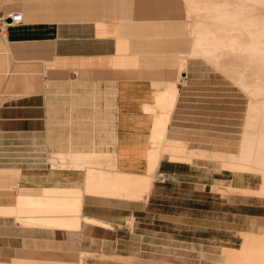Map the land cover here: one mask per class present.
I'll return each instance as SVG.
<instances>
[{"label":"crops","instance_id":"crops-1","mask_svg":"<svg viewBox=\"0 0 264 264\" xmlns=\"http://www.w3.org/2000/svg\"><path fill=\"white\" fill-rule=\"evenodd\" d=\"M170 7L159 8L144 0H0V35L4 42L2 47L4 45L6 48L4 52L0 42V59L7 57L9 60H0V64L5 60L0 70L6 64V70H12L15 65L14 69L22 72L17 73L14 69L0 71V97L3 96L0 98V139L6 136L7 151V157L0 159V169L19 170L18 186L24 188V191L28 190L23 193L24 197L30 200L43 198L41 188H48L55 191L51 197L59 200L57 197L65 190H84L86 177L84 180L82 178L86 176L85 170L53 169L51 166L53 154H56V161L59 162L57 156L65 150L78 153L90 151L88 154L98 151L104 158L107 152H114L119 172L147 176L154 163L153 179L158 173H163L167 178L163 184L153 180L142 201L125 202L127 199L107 196L105 199L99 195L103 197L102 201L96 194L91 196L85 193L82 214L102 221L107 226L83 224L80 231L74 233L37 228L24 230L11 223V219L7 225L0 221V264H83L89 260L86 257L83 262L80 261L82 253H101L107 256V246L175 247L190 244L178 241L181 240L178 236L181 232L192 230L191 219L187 217L193 209L190 201L193 197H200L201 191L207 187L208 161L194 158L172 162L168 158L169 153L157 149L161 147L159 143L162 141L153 138L160 129L159 125H155V118L160 112L156 96L166 89L169 82L176 81L177 68L173 58L184 53L182 47L190 44L186 22L177 19L175 11ZM14 15L20 18L14 20ZM3 20L8 24L5 25ZM168 27L174 29L173 32L167 33ZM168 41L176 42L179 49L171 48ZM163 57L171 60L164 61ZM19 73L24 77L23 80L19 78ZM15 85L18 89H15ZM10 86L12 89H9ZM90 88H94V91ZM5 90L9 93H5ZM95 98L97 102H92L91 99ZM49 101L52 107L48 105ZM64 102H69L67 105L70 108ZM60 104H64L65 108H60ZM54 105H58L55 107L62 109L64 114ZM79 110L81 114L77 112ZM64 119L66 122L63 123ZM102 120L107 121L106 124ZM165 138L176 143L182 141L187 145V151L207 150L206 126L202 127L200 118L193 119L184 104H180L173 114ZM104 158L98 159V165L94 163L95 159L91 160V165L101 168V164L107 161ZM104 165L107 163L102 164L101 171L107 172ZM58 190H61L59 194ZM56 191L58 195L54 196ZM16 194L18 192L14 191L12 195L1 198L0 204L15 206ZM130 220H133V226L128 227ZM139 230H150L152 233L136 234ZM162 231L171 232L168 242H160ZM136 239L138 242H131Z\"/></svg>","mask_w":264,"mask_h":264},{"label":"bare ground","instance_id":"bare-ground-1","mask_svg":"<svg viewBox=\"0 0 264 264\" xmlns=\"http://www.w3.org/2000/svg\"><path fill=\"white\" fill-rule=\"evenodd\" d=\"M144 2L148 3V4L158 5L159 8H165L167 6H171L173 4H176V6L180 7V9L182 11V20H184L186 23L187 22L189 23V30H190V33L192 34L191 43L189 45L186 44L184 46V47L189 48L188 53L183 54V55L181 54L180 56L176 55L173 58V60H174L173 64L177 68V79H176V81L169 82L167 84L166 89L164 91L158 92V94L156 96V103H157V106L160 108V112L158 111L159 114L157 115V117L154 114V116L156 117L155 120H156L157 124L155 121L154 122H155V125H159L160 129L156 133V137L154 136L153 138H156L155 140H157L159 142L162 141L161 143L157 142V143L161 144V145H159L161 147H158L157 149L159 150L161 148L163 150V153L164 152L169 153L170 156L168 158L172 159V160H170L172 162L174 160L190 161L191 159L195 160L194 158H196V159L197 158H199V159L203 158V160L207 159V161H212L215 164H217L219 166V168H221L223 170H227V171H229L235 175L241 176V174H251L253 176H258L260 179V185L256 189L243 188L242 193L253 194V195L255 194L258 197L264 198V0H176V1L175 0H144ZM183 5L185 6V9H183ZM12 22H14V21H12ZM4 23H5V25L8 24L7 21H4ZM172 26H175V25H172ZM173 30L174 29H169V27H168L167 33H170L171 31L173 32ZM0 37H1V35H0ZM0 42H1V47H2V44L4 43V42L2 43V38L0 39ZM168 44L171 48L173 47L175 49H179V47H178L179 45L176 42L171 43L168 41ZM3 47H4V45H3ZM4 48H3V51L5 52L6 48L5 49ZM4 56H6V55H4ZM2 58L4 59L5 57H1V59ZM5 59L8 60L7 57ZM163 60L169 61L171 59H165V57H163ZM4 61L1 62V64L4 63ZM8 62H9V60H8ZM5 63H7V62H5ZM10 64H11V62H10ZM189 64H199V65H202L203 67L207 68L208 70L210 69L214 74L218 75L221 78V80H223L226 84H228L232 90H234L236 97L243 100V102H244L243 107H242L243 125H242L241 132H240V135L238 138L237 151L235 153L222 152V151H217V150H202V151H200L198 149L194 150L191 148H190L191 150L187 151V149H186L187 145L185 146L182 141L178 140V142L176 143V142H173L174 140L173 141L166 140L165 134H166L167 128H168V126L172 120V116L177 111V109H179V105L181 103H183V102L180 103L181 99H180V91L178 88V82H179L180 78L181 79L183 78L182 74H186V73H183V71L186 69V67ZM5 66L3 64L2 67H4V68L0 71L3 72V70L5 68H7L6 64H5ZM13 66L12 67L14 69L15 65H13ZM37 66L39 69V65H37ZM36 67H34V68H36ZM13 69L11 70L10 68H8L9 71H13ZM29 69H32V68H29ZM8 70H6V71L8 72ZM37 70H34V71L37 72ZM15 71L18 73V71H20V70H18V71L15 70ZM39 71L38 72L41 74V70H39ZM27 72H28V70H27ZM20 73H22V72L20 71ZM19 78L22 79L24 77H21V74H20ZM9 80H11V76H10ZM17 82H18V80H17ZM7 83H9V82H7ZM33 83H35V82H33ZM37 83H38V81H37ZM39 83H40V81H39ZM10 84H12V83H10ZM53 84H54V82H53ZM181 84H179V85H181ZM19 85L20 84H18L17 86H19ZM36 85H38V84H36ZM51 85H52V83H51ZM17 86H16V88L15 87L14 88L18 89ZM21 86H23V85H21ZM29 86H30V84H29ZM29 86H27V87L30 89ZM41 86L43 88V85H41ZM49 86H50V82H49ZM63 86H65V85H63ZM60 87H62V86H60ZM83 87H84V85H83ZM21 88H24V87H21ZM37 88H38V86H37ZM63 88H65V87H62V89ZM67 88H69V87H67ZM80 88H81V86H80ZM9 89H12V87L10 86ZM25 89H26V87H25ZM90 89H92V88H90ZM6 90H5V93L8 92ZM60 90H61V88H60ZM31 91H32V89H31ZM28 92H29V90H28ZM94 93H93V95H94ZM62 94H63L62 96H64V93H62ZM15 95H17V94H15ZM83 95L84 94H82L81 96L83 97ZM95 95H97V94H95ZM27 96H28V94H27ZM59 96H61V95L59 94ZM65 96H67V95H65ZM1 97H3V96H1ZM9 97H10V95H9ZM108 98H107V100H108ZM238 98H236V99H238ZM59 99H62V98H59ZM96 99L97 98L91 99V101L94 100V102H95ZM3 100L4 99H2V102H4ZM8 100H9V98H8ZM56 101L58 102V100H56ZM68 101H69V99H68ZM72 101H73V99H72ZM78 102H76V103L78 104ZM98 102H100V101H98ZM49 103H50V101H49ZM49 103H48V105H51V103L50 104ZM59 103L60 102H58V104ZM68 103L69 102H67L65 104H66L67 108H70L69 105H67ZM48 105L46 107H48ZM52 105H51V107H52ZM92 105H93V103H92ZM55 106H58V105H54V107ZM62 106H63V108H65L64 104H62L60 108H62ZM78 106H80V104H78ZM154 106H156V105H154ZM157 106L154 108H157ZM83 107H84V105H83ZM89 108H91V107H89ZM56 109H58V108H56ZM58 110L60 112H62V109L61 110L58 109ZM58 110H56V111H58ZM53 112H55V111H53ZM72 112H73V108H72ZM77 112H80V110ZM81 113L82 112H80V114ZM88 113H90V112L88 111ZM93 113L95 115L98 114L95 112H93ZM93 113L91 115H94ZM104 114H105V112H104ZM56 115H57V113H56ZM51 116H49V117L51 118ZM62 116H64V115H62ZM100 116H101V114H100ZM54 117H57V116L54 115ZM70 118H71V115H70L69 119ZM75 118H76V116H75ZM91 118L93 119V116H91ZM65 119H64L63 123L66 122ZM106 119H107V116H106ZM110 119L112 120V118H110ZM92 121H90V123ZM98 121L99 120H97V122ZM102 121H101V123L103 124V122H105V121H103V122ZM176 121H178V120H176ZM49 122H50V119H49ZM69 122H72V120H70ZM106 122H105V124H106ZM173 122H175V120ZM181 122H183V121H181ZM56 123H54V124H56ZM93 123H95V120L93 121ZM70 124H72V123H70ZM86 124L89 125L88 123H85L84 125H86ZM75 125L77 126V124H75ZM109 125H110V123H109ZM97 126H99V125H97ZM111 126H112V124H111ZM51 127H53V126H51ZM102 128H103V126H102ZM156 130H157V128H156ZM66 131H68V130H66ZM76 131H77V128H76ZM86 132H88V131H86ZM97 132H99V131H97ZM108 132H110V131H108ZM72 133H73V131H72ZM101 133H103V132H101ZM51 134H53V133H51ZM69 134H70V132H69ZM78 136H79V134H78ZM70 137H73V136H70ZM65 138H67V137L65 136ZM85 138H83V139H85ZM52 139H50V141ZM78 139H77V137L75 138V140H78ZM88 139L90 140V138H88ZM113 139H112V141H114ZM85 140H87V139H85ZM88 141H87V143H88ZM110 142H111V139L109 140V143ZM180 142H182V143H180ZM78 143H79V140H78ZM96 144H97V142H96ZM61 145H63V144H61ZM84 145H87V144H84ZM110 145H111V143H110ZM89 146H87V147H89ZM108 146H106V147H108ZM56 147H57V144L53 148L56 149ZM97 147H99V146H97ZM113 147L115 148V146H113ZM113 147H111V149ZM154 147H155V144H154ZM74 149H76V147ZM98 149H100V148H98ZM157 149H156V151H157ZM150 150H152V149H150ZM150 150H147V151L148 152L154 151V150H152V151H150ZM88 151H89V149H88ZM88 153H82V152L78 153V152H72V151L66 152V150H65V152L63 154L57 156V158L59 159V162L56 161V156H55L56 154H53L52 161H50L53 169H56V168L57 169L62 168V169H66V170L67 169H74V170H77V169L82 170L83 169L86 171V176H84L82 178L84 180V178L86 177L84 180L85 181L84 190H81L79 188H77V189L70 188V190H65V191L62 190V191H64V192H62L64 195V198H62L60 196V194L62 195V193H60L61 190H60V192L58 190V194L60 193L59 194L60 197L58 196L57 198H59V200L58 199L56 200L55 198L51 197V196H53V195H51L52 192H55V191H53L52 189H48V188H47V190H44L43 188H41L43 190V193H44V195L42 193L43 198H38L36 200L26 199L27 196L24 197L25 194H23V193L24 192L26 193V191H28V190L24 191V188L18 186V180H19L20 176H16L12 170H8L6 168L2 169V170L0 169V200H1V198H4V197L6 198L9 195H12L14 191L18 192V194H16V195H18V197H15V200L17 198V203L15 206H7V205H1L0 204V219L5 220V221L11 219V221H12L11 223L19 225L20 227H18V228H21L24 230L37 228V229H51L53 231L54 230L55 231L56 230L67 231V232L69 231V232L76 233V232H78V230L80 231V228L82 227L83 224H85V225L97 224L100 226H107L104 223H102V221L100 222L99 220L98 221L93 220V219L88 218L87 216H84L82 214L83 199H84L85 193H89L91 196H92V194L93 195L96 194L97 198H99L100 196H104V198H105L107 196V198L108 197H117L118 199L121 198V200H122V198L127 199L125 202H129L132 200H134V202H135V200L136 201L141 200V199H143L144 196H147V194L150 190L151 184H152L153 180H155V179H153V176H152V173L154 174V167H155L154 163L151 165V167L149 169V174L147 176H143V175L142 176H137V175L134 176V175L119 172L117 170L114 152H107L106 158H104L103 155L100 154V152L98 153V151H97V153H91V154H88ZM159 153H161V151H159ZM153 154H155V153H153ZM153 154H152V156H154ZM166 155H168V154H166ZM163 156H164V154H163ZM103 158H104V160L107 159V161L105 163H102V164L107 163V165H104L105 168L107 167V172L101 171L102 170L101 169L102 164H101V168H100V166L99 167L96 166L99 164L98 159L101 160ZM94 159H95L94 163H96V165L92 166L91 163L93 164V161L91 162V160H94ZM159 159H160V157H159ZM174 162H176V161H174ZM212 162H210V163H212ZM84 164H89V165L85 166ZM156 164H157V162H156ZM186 164H188V163H186ZM215 164H214V166H215ZM221 169H219V170H221ZM215 171L217 172V170H215ZM83 175H85V172ZM55 185H57V184H55ZM74 185H76V184H74ZM80 187H81V184H80ZM82 187H83V184H82ZM56 189H58V188H55L54 190H56ZM58 194L56 191V194H54V196H56ZM89 194L88 195L86 194V195L90 196ZM36 196H38V195H36ZM39 196H40V193H39ZM33 197H35V196H33ZM107 198H105V199H107ZM145 199H146V197H145ZM102 201H103V199H102ZM21 231H23V230H21ZM241 237H242L241 251H228L227 252V254L229 255V264H264V231L262 233H243L241 235ZM233 261H235V262H233Z\"/></svg>","mask_w":264,"mask_h":264},{"label":"rangeland","instance_id":"rangeland-1","mask_svg":"<svg viewBox=\"0 0 264 264\" xmlns=\"http://www.w3.org/2000/svg\"><path fill=\"white\" fill-rule=\"evenodd\" d=\"M170 8L175 11L177 19H182L180 7L173 4ZM185 25L191 43L189 23ZM182 48L185 50L182 55L187 54L189 48ZM183 73L186 74H182L183 78L178 82L180 103L183 102L181 104L186 106L193 119L196 116L201 119L202 127L206 126L207 150L235 153L243 125V100L236 97L234 90L218 75L202 65L189 64ZM0 142L3 143L0 145L2 159L7 157L6 136ZM192 145L194 147V142ZM210 162L207 187L201 191L200 197H193L190 201L193 209L187 217L191 219L192 230L178 236L181 237L178 241L190 244L175 247L107 246V256L82 253L80 261L87 257L88 263L83 264H229L227 252L241 251L243 233L264 231V198L242 193L243 188L256 189L260 185L258 176L235 175ZM12 171L20 176L19 170ZM0 221L8 223V220ZM131 226L133 220L128 222V227ZM142 233L150 235L152 232H136ZM169 235L171 232L162 231L160 242H168ZM131 242H138V239Z\"/></svg>","mask_w":264,"mask_h":264},{"label":"built area","instance_id":"built-area-1","mask_svg":"<svg viewBox=\"0 0 264 264\" xmlns=\"http://www.w3.org/2000/svg\"><path fill=\"white\" fill-rule=\"evenodd\" d=\"M18 18H19L18 15H14L13 16V19H15V20H18ZM4 21H6V20H3V23H4ZM11 23H9V24H11ZM155 181L158 182V183L163 184V183H166L167 182V178H166V176L163 173H158L155 176Z\"/></svg>","mask_w":264,"mask_h":264}]
</instances>
